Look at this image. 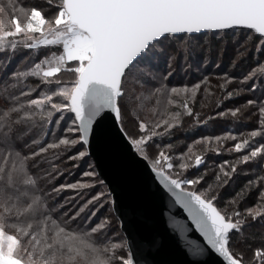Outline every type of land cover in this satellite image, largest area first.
I'll use <instances>...</instances> for the list:
<instances>
[{
	"label": "snow or ice",
	"instance_id": "obj_1",
	"mask_svg": "<svg viewBox=\"0 0 264 264\" xmlns=\"http://www.w3.org/2000/svg\"><path fill=\"white\" fill-rule=\"evenodd\" d=\"M197 34L242 35L237 60L254 50L238 92H227L235 77L218 78L227 95L207 119L195 108L201 90L207 98L213 87L203 74L208 54L193 43ZM180 58L185 73L200 77L191 87H169ZM261 58L264 0H0V264H168L158 236L124 231V217L135 210L117 206L94 163L81 174L85 182L58 183L73 175L62 163L78 168L109 138L144 164L203 238L204 245L186 241L187 264H208L210 255L220 264H264V233L252 242L244 235L264 224ZM234 95L250 98L224 107ZM185 117L232 126L190 144L164 143ZM248 122L251 130L234 127ZM210 152L230 158L208 167ZM239 173L250 178L225 199ZM66 191L76 195L66 198ZM253 191L254 205L241 211Z\"/></svg>",
	"mask_w": 264,
	"mask_h": 264
},
{
	"label": "trees",
	"instance_id": "obj_2",
	"mask_svg": "<svg viewBox=\"0 0 264 264\" xmlns=\"http://www.w3.org/2000/svg\"><path fill=\"white\" fill-rule=\"evenodd\" d=\"M42 0H22V3L30 6L31 4H38L41 3ZM239 41V43H237ZM244 42V37L240 34L236 36H228L224 39H220L218 36H213L211 34L205 35H194L193 43L196 45L197 51L203 47L206 54H208L209 63L205 66L204 75H207L211 78V84L213 85L210 92L212 93L207 98L204 97L203 91L198 94V100L196 102L195 108L197 111H201V118L207 119L209 116H214L217 110L216 104L221 101L223 97L227 95V92H238L240 89V85L238 84V80L241 78L242 74H246L247 71L253 66V59H254V50L249 49L247 55L245 57L240 58L237 60V49L240 47L241 44ZM210 50V51H209ZM22 57L17 56L13 59L11 65L8 66V71L11 72L13 68L19 63ZM262 62H264V58H261ZM235 63V67L232 65ZM219 64V67L216 65ZM183 59L180 58L178 61L173 65V75L170 77L169 80V87L177 86L182 87L187 85L191 87L193 83L198 82L200 79L199 75L189 71L187 73L184 72L183 68ZM161 71L167 72L169 69L166 68L164 63H161ZM225 73H228L229 76L235 77V80L228 86L227 92L220 90L216 86L219 83H222L218 78L223 76ZM35 82V81H31ZM250 98L247 95H234V98L231 100H224L223 104L224 107H238L245 103L246 99ZM201 103L207 104L208 106L201 110ZM154 107L153 105H151ZM175 105L170 106V108H174ZM230 123L222 120L212 119L209 120L207 125H195L193 120L189 117H185L183 121V126L177 129L174 132V136L171 141L165 139L164 143L171 142L173 144L177 142H181L184 144H190L192 141L205 136V135H218L227 130L230 127ZM236 129L239 131H248L251 130V123H237L234 125ZM156 143H160L159 140ZM186 150V149H185ZM230 158L227 153L223 155H217L215 153H208L206 157V164L208 167L213 165H218L222 162L223 159ZM90 163H94L91 157L86 158L79 162V167L74 168L72 164H61V167H67L73 171V175H68L65 173L63 177L58 180V183H73L77 180H82V172L88 170V165ZM204 167H201L200 171H204ZM248 171V169H245ZM250 178L245 176L243 173L237 174L230 185L224 190L223 196L225 199L229 198L233 195L236 191H239L240 188L247 182V179ZM107 187V185H105ZM108 188V187H107ZM100 189L97 188L96 191ZM67 192V193H66ZM63 193V196L66 198L71 199L76 195L74 191H66ZM72 193V196H68ZM94 194V193H93ZM256 193L253 191L247 198L245 202L240 205V210L243 211L245 204L247 206H253L256 199ZM261 233H264V224L262 223H254L250 227L245 228L244 235L248 238V242H252L255 237H258ZM237 237H234L236 239ZM240 247H244V244L241 243ZM255 246V245H254Z\"/></svg>",
	"mask_w": 264,
	"mask_h": 264
},
{
	"label": "water",
	"instance_id": "obj_3",
	"mask_svg": "<svg viewBox=\"0 0 264 264\" xmlns=\"http://www.w3.org/2000/svg\"><path fill=\"white\" fill-rule=\"evenodd\" d=\"M92 151L96 171L108 188L115 189L117 206L135 210L134 214L124 217V231L134 237L158 236L163 242V258L168 264H187L186 241L194 240L201 245L204 241L183 208L153 181L144 164L117 139L109 138L103 151L95 145ZM208 264L220 262L215 255H210Z\"/></svg>",
	"mask_w": 264,
	"mask_h": 264
},
{
	"label": "rangeland",
	"instance_id": "obj_4",
	"mask_svg": "<svg viewBox=\"0 0 264 264\" xmlns=\"http://www.w3.org/2000/svg\"><path fill=\"white\" fill-rule=\"evenodd\" d=\"M82 182H85V181H82ZM96 191V190H95ZM99 191H101V189H98L96 192H99ZM67 193V192H66ZM70 194V193H69ZM68 196H72V193L70 194V195H68Z\"/></svg>",
	"mask_w": 264,
	"mask_h": 264
}]
</instances>
